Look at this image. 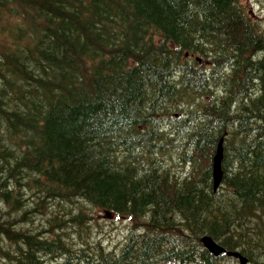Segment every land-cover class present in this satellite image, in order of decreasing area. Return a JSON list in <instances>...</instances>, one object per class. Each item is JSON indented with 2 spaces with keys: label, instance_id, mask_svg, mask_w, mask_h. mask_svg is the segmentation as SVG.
Segmentation results:
<instances>
[{
  "label": "trees",
  "instance_id": "16d2710c",
  "mask_svg": "<svg viewBox=\"0 0 264 264\" xmlns=\"http://www.w3.org/2000/svg\"><path fill=\"white\" fill-rule=\"evenodd\" d=\"M249 12L0 0V264H264V23ZM96 213L127 222L118 246Z\"/></svg>",
  "mask_w": 264,
  "mask_h": 264
},
{
  "label": "rangeland",
  "instance_id": "374dc122",
  "mask_svg": "<svg viewBox=\"0 0 264 264\" xmlns=\"http://www.w3.org/2000/svg\"><path fill=\"white\" fill-rule=\"evenodd\" d=\"M244 4L255 20L264 22V0H244ZM96 220L98 221L94 229L96 236L101 237L107 247L118 246L121 239L125 237L127 222L108 218L104 213H96Z\"/></svg>",
  "mask_w": 264,
  "mask_h": 264
},
{
  "label": "water",
  "instance_id": "95a60500",
  "mask_svg": "<svg viewBox=\"0 0 264 264\" xmlns=\"http://www.w3.org/2000/svg\"><path fill=\"white\" fill-rule=\"evenodd\" d=\"M221 161H222V140L220 141L217 152L214 158L213 164V177H214V186L215 189L221 184L222 181V169H221ZM202 243L205 248L211 252L214 256H219L225 252V248L217 243L210 236H204L202 238ZM242 262L245 263V260L242 259Z\"/></svg>",
  "mask_w": 264,
  "mask_h": 264
},
{
  "label": "bare ground",
  "instance_id": "6f19581e",
  "mask_svg": "<svg viewBox=\"0 0 264 264\" xmlns=\"http://www.w3.org/2000/svg\"><path fill=\"white\" fill-rule=\"evenodd\" d=\"M240 16V15H239ZM237 17V16H236ZM244 18V17H243ZM236 20V19H235ZM242 21V20H241ZM238 22V21H237ZM244 22V21H243ZM250 27V26H249ZM248 27V28H249ZM258 28H259V26H258ZM255 35H256V33H255ZM250 36V35H249ZM248 37V36H247ZM125 47V46H124ZM137 48V47H136ZM131 49V48H130ZM132 50H134V49H132ZM133 52V51H132ZM263 53V52H262ZM237 54V53H236ZM125 57V56H124ZM250 57V56H249ZM207 58V57H206ZM237 58V57H236ZM260 59V58H259ZM204 60V59H203ZM257 60V59H256ZM254 61V60H253ZM251 65V64H250ZM248 66V65H247ZM257 66V65H256ZM227 67V66H226ZM225 68V67H224ZM179 71V70H178ZM180 72V71H179ZM178 73V72H177ZM225 76V75H224ZM163 77V76H162ZM251 78V77H250ZM224 79V78H223ZM247 79H248V77H247ZM252 83V82H251ZM264 83V82H263ZM186 84V83H185ZM171 86V85H170ZM242 88V87H241ZM249 89V88H248ZM234 95V94H233ZM239 95H241V94H239ZM238 95V96H239ZM247 95V94H246ZM236 96V95H235ZM247 103V102H246ZM200 114V113H199ZM218 147V146H217Z\"/></svg>",
  "mask_w": 264,
  "mask_h": 264
}]
</instances>
